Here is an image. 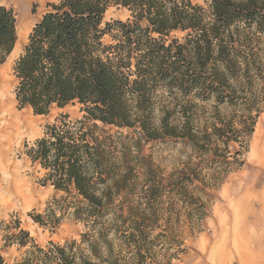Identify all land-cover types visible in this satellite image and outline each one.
<instances>
[{"label":"trees","instance_id":"trees-1","mask_svg":"<svg viewBox=\"0 0 264 264\" xmlns=\"http://www.w3.org/2000/svg\"><path fill=\"white\" fill-rule=\"evenodd\" d=\"M205 3L53 0L47 5L15 62V99L19 109L35 116L79 105L83 120L71 122L65 115L48 125L43 137L24 146L25 156L44 172L43 186L72 199L66 211L88 232L80 243L46 250L19 221L6 225L13 233L2 235L5 246L29 247L17 264H143L154 250L145 220L128 218L123 208L116 221L126 230L118 256L112 255L104 226L127 182L126 172L114 177L121 165L128 166L115 164L111 144L90 123L136 129L147 143L184 141L208 156L211 171L222 169L224 175L234 164L243 166L239 159L264 111V0ZM113 7L127 10L130 18L105 22ZM17 42L16 15L0 4V67ZM199 170L181 178L177 190L194 184ZM156 187L147 180L146 189ZM33 220L45 225L41 215Z\"/></svg>","mask_w":264,"mask_h":264},{"label":"rangeland","instance_id":"rangeland-1","mask_svg":"<svg viewBox=\"0 0 264 264\" xmlns=\"http://www.w3.org/2000/svg\"><path fill=\"white\" fill-rule=\"evenodd\" d=\"M192 1L206 6L205 0ZM51 2L53 0H0L1 5L14 11L18 35L13 53L0 67L2 264H17L29 249L5 246L2 235L13 233L6 225L12 227L14 222L19 221L21 228L46 250L52 244L65 246L74 241L80 243L81 236L88 232L84 224L72 216V210L66 211L72 199L53 187L42 185L44 172L25 156L24 147L43 137L46 127L59 123L65 115L71 122L83 120L80 106L71 105L62 110L54 109L48 116H35L30 109H19L14 95L15 62L23 53L32 29L49 10L47 5ZM129 18L127 10L113 7L106 13L105 22L126 21ZM95 124L98 126L95 133L111 144L115 164L128 166L123 169L121 165V172L114 177L115 181L119 180L126 172L127 182L121 185L120 195L108 208L109 223L104 226L110 230L114 246L112 255L115 257L118 256V244L122 241L121 234L126 230L122 223L116 221L117 214L123 208L128 218L145 220L146 232L155 242L154 250L147 252L148 259L143 264H188L189 258L196 252L202 253L196 248L197 241L206 236H217V227L224 221L234 200L239 201L241 206L261 208L264 205V111L251 137L248 151L239 159L243 166L234 164L226 175L222 169L211 171L208 156L196 154L184 141L147 143L141 140L140 131L136 129H119L101 123H90L89 127ZM13 134L15 136L11 137ZM196 168L200 169L199 178L181 193L177 190L180 179L193 174L191 172ZM215 179L223 181L217 184L215 182L218 180ZM147 180L154 181L157 187L146 189ZM150 191H154V198L149 197ZM150 200L154 202L150 203ZM138 206H143V209ZM128 210L133 212L131 217ZM35 215L43 217L44 226L33 220ZM55 218L60 219L56 224ZM127 256H131L129 251Z\"/></svg>","mask_w":264,"mask_h":264},{"label":"crops","instance_id":"crops-1","mask_svg":"<svg viewBox=\"0 0 264 264\" xmlns=\"http://www.w3.org/2000/svg\"><path fill=\"white\" fill-rule=\"evenodd\" d=\"M232 203L217 227V236L197 241L202 253L196 252L188 264H264V205Z\"/></svg>","mask_w":264,"mask_h":264},{"label":"bare ground","instance_id":"bare-ground-1","mask_svg":"<svg viewBox=\"0 0 264 264\" xmlns=\"http://www.w3.org/2000/svg\"><path fill=\"white\" fill-rule=\"evenodd\" d=\"M19 37H20V36H19ZM3 118H4V117H3ZM21 125H22V124H21ZM14 136H15V135L13 134L11 137H14ZM262 156H263V155H262ZM262 156H261V157H262Z\"/></svg>","mask_w":264,"mask_h":264}]
</instances>
